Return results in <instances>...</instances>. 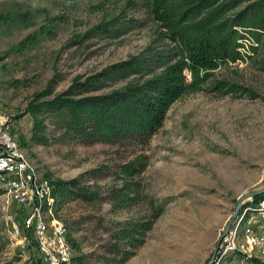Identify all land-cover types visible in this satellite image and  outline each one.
Instances as JSON below:
<instances>
[{
  "label": "rangeland",
  "instance_id": "374dc122",
  "mask_svg": "<svg viewBox=\"0 0 264 264\" xmlns=\"http://www.w3.org/2000/svg\"><path fill=\"white\" fill-rule=\"evenodd\" d=\"M151 1L0 0V109L52 182L74 264H208L240 199L264 190V40L257 53L245 41L242 59L221 64L200 91L176 101L148 139L88 140L87 125L44 106L76 97L79 84L114 64L169 55L174 47ZM144 78L97 81L88 94ZM215 81L245 92L213 91ZM82 187L94 199L77 197ZM35 263L11 248L0 220V264ZM223 264L257 262L235 256Z\"/></svg>",
  "mask_w": 264,
  "mask_h": 264
},
{
  "label": "trees",
  "instance_id": "16d2710c",
  "mask_svg": "<svg viewBox=\"0 0 264 264\" xmlns=\"http://www.w3.org/2000/svg\"><path fill=\"white\" fill-rule=\"evenodd\" d=\"M150 6L174 47L169 55L149 52L134 56L79 84L82 92L76 97L59 95L44 102L47 108L67 112L74 126L87 125L88 140L110 143L128 137L151 138L176 101L200 91L221 64L242 59L245 41L250 40L253 44L249 49L257 53L254 44L264 40V0H152ZM132 76L145 78L107 94H88L96 90L97 81ZM209 87L226 94L245 92L227 81H215ZM132 171L129 165L126 172ZM64 185L58 191L68 195ZM75 195L84 200L95 196L84 187ZM262 197L264 194L256 199ZM146 226L145 231L150 223ZM119 235L126 236L128 232L123 229Z\"/></svg>",
  "mask_w": 264,
  "mask_h": 264
},
{
  "label": "built area",
  "instance_id": "2783aa9c",
  "mask_svg": "<svg viewBox=\"0 0 264 264\" xmlns=\"http://www.w3.org/2000/svg\"><path fill=\"white\" fill-rule=\"evenodd\" d=\"M13 128L0 109V220L6 238L30 261L74 264L67 226L55 215L52 182L30 161ZM230 221L208 264H223L235 256L264 264V197L239 201Z\"/></svg>",
  "mask_w": 264,
  "mask_h": 264
},
{
  "label": "water",
  "instance_id": "95a60500",
  "mask_svg": "<svg viewBox=\"0 0 264 264\" xmlns=\"http://www.w3.org/2000/svg\"><path fill=\"white\" fill-rule=\"evenodd\" d=\"M263 194H264V190H261V191H255V192L249 193V194L246 195L245 197L241 198L240 201L243 200V199H245V198H248V197H257V196H260V195H263ZM230 223H231V221H229V223H228L227 226H229ZM218 242H219V239H218V241H217L216 247H217V245H218ZM216 247H215V249H214V253H215V251H216ZM214 253H213V254H214Z\"/></svg>",
  "mask_w": 264,
  "mask_h": 264
}]
</instances>
